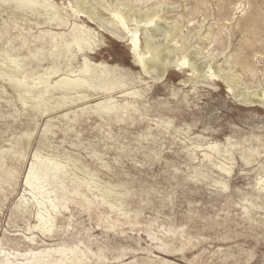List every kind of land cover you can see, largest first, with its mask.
I'll use <instances>...</instances> for the list:
<instances>
[{
	"label": "rangeland",
	"instance_id": "rangeland-1",
	"mask_svg": "<svg viewBox=\"0 0 264 264\" xmlns=\"http://www.w3.org/2000/svg\"><path fill=\"white\" fill-rule=\"evenodd\" d=\"M262 97L264 0H0V264H264Z\"/></svg>",
	"mask_w": 264,
	"mask_h": 264
},
{
	"label": "bare ground",
	"instance_id": "bare-ground-1",
	"mask_svg": "<svg viewBox=\"0 0 264 264\" xmlns=\"http://www.w3.org/2000/svg\"><path fill=\"white\" fill-rule=\"evenodd\" d=\"M77 12L80 13V12H82V10H77ZM114 12H116V10H114ZM91 14L95 17H102L104 12L102 10H100V11L97 10L96 12L95 11L91 12ZM155 15H156L155 13H147L146 16L144 18H141V19H144L148 22H152V21H154ZM122 17L123 18L126 17L125 14L122 15ZM141 17H143V16L141 15ZM111 20H112V18H111ZM135 20L138 21L139 19L135 18ZM148 22H147V24H148ZM138 30L139 29H135V31H133V32L130 30L132 32V34H131V44L133 45L132 51L136 55L135 56L136 61L139 62L144 68H146L147 67V65H146L147 61L145 60V57H144L145 53L139 54L137 52L138 49L141 47V36L138 34V32H139ZM119 37L124 38L125 36L120 34ZM144 41L146 44L147 53L153 57V62H155V65L157 63L159 66H161L162 74H164L167 71V65L170 64L171 59L169 57H165V56L163 57L160 55V50H159L160 46L155 43V41L153 40L152 37L146 35L144 37ZM191 66L193 69L197 70V65L195 63H192ZM256 95H257V93H256ZM261 99H262L261 101L255 100V99H249V100L252 102H256V101L264 102V97H262Z\"/></svg>",
	"mask_w": 264,
	"mask_h": 264
}]
</instances>
